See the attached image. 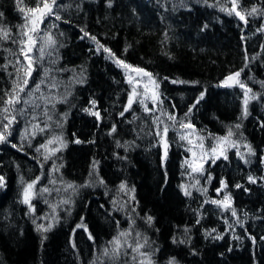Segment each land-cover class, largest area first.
<instances>
[{
    "label": "trees",
    "instance_id": "trees-1",
    "mask_svg": "<svg viewBox=\"0 0 264 264\" xmlns=\"http://www.w3.org/2000/svg\"><path fill=\"white\" fill-rule=\"evenodd\" d=\"M45 2L53 13L37 25L27 9ZM0 13V264H264V0H0ZM136 68L159 100L140 96L121 116ZM247 89L257 99L245 115ZM230 130L237 146L213 164ZM55 136L65 146L46 161L59 145L40 146ZM37 176L29 211L23 189ZM225 194L227 210L211 203Z\"/></svg>",
    "mask_w": 264,
    "mask_h": 264
},
{
    "label": "snow or ice",
    "instance_id": "snow-or-ice-1",
    "mask_svg": "<svg viewBox=\"0 0 264 264\" xmlns=\"http://www.w3.org/2000/svg\"><path fill=\"white\" fill-rule=\"evenodd\" d=\"M52 2H53V4H56V0H52ZM19 10H20L22 13L25 12V9H24L23 7H21ZM222 10H224V9H222ZM37 11L40 12V14H41L40 17H39V20H38V22H37V25H38V23H43V20H44V17H45V16L50 15V14L53 13V8H52V5H50L49 3L45 2L44 5H43V8H42V9H40V8H35V9H34V8H28V9H27V12H29V13H33V12H37ZM233 11L235 12V15H236L237 17H239V19H240L241 21H244L245 24L248 23V21H247L246 18H245V15H242L241 12L236 11V4H235V2L233 3L232 9H231V11H230L229 14H231V12H233ZM252 11L255 12L256 10L253 9ZM2 15H3V13H0V16H2ZM249 15H251V13H250ZM56 19L59 20V19H61V17H60L59 15H57V16H56ZM37 25H34V30H36ZM85 34L87 35V33H85ZM32 39H33V38H32L31 36H29V41H32ZM93 39H95V37H93ZM52 43H54V41H52L51 37H47V38L44 40V45H43L42 48H41V56H43L44 49H45L46 47L50 46ZM104 50H105V51H109L108 49H104ZM28 51H31V47H29ZM25 55H26V57H27V54H26V53H25ZM28 59H29V64H28L27 76L30 77L31 74H32V72L34 71V68H33V66H32V60H31V58H28ZM116 63H117L118 66H122V67H124L125 69H131V65L124 63L123 60H117ZM132 70L135 71L137 74H143L144 76H148V77H149V80H150V81L152 80V77L150 76V74L147 73V72H145V70H144L143 68H136V69H132ZM241 71H243V70H241ZM239 76H240V72H236V73L234 74V76H233V75H230V76L226 77L225 80L222 81V86H231L230 83H229L230 81H232V82H238V81H236L235 78H236V77H239ZM128 82H129V83H133V81H132L131 78L128 79ZM152 83H153V88H154V89H158V88H159V85L156 84L155 81H152ZM28 84H29V79H28V78H25V79L23 80V85H24V87H27ZM24 87H21V88H20V92H23V91H24ZM144 87H145V92H144V93H139V92H137L136 87H135V86L133 87L132 92H131V93L129 94V96H128V104H127V106L125 107L124 111L121 112V116H124V114H125L126 112H128V111L132 108L133 103L136 102V100H137L138 97L143 96V98L139 100V102H140L141 104H144V100L149 98L148 95H147V93H148V87H147V85H145ZM240 87H241V88H244L245 85H244V84H240ZM39 88H40V85L37 84V85H36V90L38 91ZM249 92H251V89H247L246 92H245V100H244L245 115H247V105H248L249 100H250V99H251V100H255V99H257V97H256L255 95L249 96V95H248ZM204 95H205V94H204L203 92L200 94V98L197 99L196 104H199L200 100L203 99ZM151 99H152V101H153V105L155 106V105L157 104L158 100H159V97H158V94H157L156 91H152V93H151ZM13 102H14V103H19V102H20L19 94H18V93L15 94V95L12 97V99L8 101L9 104H11V103H13ZM28 102H29V101H27V100L25 101V103H28ZM95 104H96V102H95V101H92V105H93V107H95ZM196 104H194L192 107L189 108V113L192 112V111L194 110ZM85 111H89V109H85ZM145 111H146V112L150 111L149 108L147 107V105H145ZM91 114H92V115H95V116L97 117V119L100 118V113H99V112H92ZM185 115L187 116L188 113H186ZM169 119H171V120H175L176 118H175L174 116H170ZM157 120H159V117H157ZM161 122H162V121H161ZM11 123H12V120H9V121H8V124H5V125H4L5 130H8L9 125H11ZM45 127H47V126H45ZM181 127L191 128L192 125H191L190 123H189V124H181ZM239 127H240V125L237 124V125H236V128H239ZM41 131H43V129H41ZM112 131H113V132L116 131L115 126H113ZM167 134H168V127L165 126L164 129H163V135H161V144H162V146H163V148H164V156H163V159H164V160L167 159V152H168ZM157 135H160V132H159V131H157ZM232 135H233V132L230 130L229 133H228V136H227V137H224V138H222L221 140H218V141H217V147H214V148L212 149V155H213L214 158H212L211 162H212L213 164L216 163V159H218L219 156H224V158L227 159V156H226V154H225L226 151H227V149H228L229 147H236V146H237L236 142L231 140V136H232ZM185 138H186L185 136H181V139H182V140L185 139ZM5 140H6L5 135L0 134V142H4ZM54 143H55V144H58L59 147L54 148V149H51V150L48 152V154H46V155L44 156V159H45L46 161H47L48 159H50L51 156L55 155V153H56L57 151H60L61 148H62L63 146H65V145H64V141H63V139H62L61 136H55V137H53V139H49V140H47L46 144H42V145L40 146V148H45V149H47L49 145H52V144H54ZM76 143H81V141H79V140L77 139V140H76ZM189 143H191V141H189ZM201 146H202V143H201ZM13 147H15V145H13ZM40 148H38L37 151H40ZM218 149H219V155H216ZM248 152H249L250 154H252V155L255 154L250 146H248ZM237 154H238V155L240 154V153H239V150H237ZM194 155H195V154H194ZM241 158H243V157H241ZM61 167H62V166H61ZM190 167H192V171H193V172H200L201 174H203V171H204V165H203L202 163L199 164V165H196V166H191V165H190ZM53 170H55V171H58V170H59L55 164H53ZM208 179L210 180L211 177H208ZM3 180H4V178H3V177H0V186H3ZM39 180H40V177L37 176L35 180H33L31 183H28V184L26 185V187H24V189H23V200H22V203H24V204H26V205H29V211H32V210H33L32 205H31V203H30V201H31V199H32V197H33V192H32V190H33L34 186L37 184V182H38ZM249 180H250L251 182H253V183L256 182L255 180H253L252 177H249ZM53 182H54V181H53ZM101 183H103V181H101ZM220 183H221V188H220V189H217V193H219L223 188L227 187V184H226V182H225L224 180H221ZM83 186L86 187V186H88V185H83ZM67 187H68V188H71L73 191H75V188H74L73 185L69 184ZM237 187H240V186L237 185ZM119 188H120L121 191H127V190H128V189H127V185H126L125 183H121L120 186H119ZM41 191H43V192H47V191H49V189H47V188H43V189H41ZM131 191L134 192L135 189L133 188V189H131ZM185 195H191V193L188 192V191H185ZM132 199L134 200L135 197L133 196ZM230 199H231L230 196H229L228 194H225L223 201L212 200L211 203H213V204H220V205H223V207L225 208V210H227V208L230 207ZM68 202H69L68 200L63 201V203H68ZM232 215L235 216V215H236V212L233 211V212H232ZM152 219H153V218L149 215V216L147 217V222H148L149 224H151ZM237 223H240V221L238 220ZM52 226H53V225H52L51 223H49V224L47 225V227H45L43 224H39V225H37V228H38L39 230H42V231L47 232L49 229L52 228ZM80 227H81V225L78 224V225H77V228H80ZM85 230H87V229H85ZM121 235L123 236V235H125V233H121ZM137 235H139V234H137ZM216 238H217V239H220V238H222V237L217 236ZM89 239H92L91 235L89 236ZM253 240H254V238H253ZM113 242L116 243L117 246H119V241H118L116 238H114ZM181 242H182V241H181ZM143 246H144V245H138V248H139V247H143ZM133 250L135 251V250H137V249H133ZM114 251H115V250H114ZM105 254H107V250H105ZM143 255L146 256V259H148V264H151L150 255H148V254H143ZM169 264H174V258H173V260H170V261H169Z\"/></svg>",
    "mask_w": 264,
    "mask_h": 264
},
{
    "label": "rangeland",
    "instance_id": "rangeland-1",
    "mask_svg": "<svg viewBox=\"0 0 264 264\" xmlns=\"http://www.w3.org/2000/svg\"><path fill=\"white\" fill-rule=\"evenodd\" d=\"M130 77L133 81V85H132V89L131 92L133 90V87H136L137 92L139 91V89H142V93L145 92V85H147L148 87V97H151V93L152 91L150 90L153 87V83L152 80H149L148 76H144L143 74H137L135 71L131 70L130 72ZM154 91V90H153Z\"/></svg>",
    "mask_w": 264,
    "mask_h": 264
},
{
    "label": "water",
    "instance_id": "water-1",
    "mask_svg": "<svg viewBox=\"0 0 264 264\" xmlns=\"http://www.w3.org/2000/svg\"><path fill=\"white\" fill-rule=\"evenodd\" d=\"M220 193V192H219ZM219 193H217V194H219Z\"/></svg>",
    "mask_w": 264,
    "mask_h": 264
}]
</instances>
